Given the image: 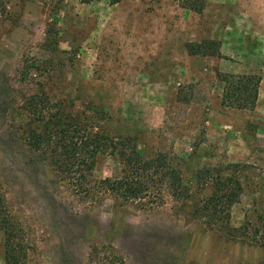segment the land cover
<instances>
[{
  "label": "rangeland",
  "instance_id": "rangeland-1",
  "mask_svg": "<svg viewBox=\"0 0 264 264\" xmlns=\"http://www.w3.org/2000/svg\"><path fill=\"white\" fill-rule=\"evenodd\" d=\"M183 2L0 0V194L19 264H264V0H206L200 13ZM208 40L219 55L189 53ZM222 73L260 77L253 107L221 103ZM41 91L105 136L164 153L187 195L152 179L144 199L120 202L98 187L122 169L108 154L85 192L74 158L28 143L41 126L25 98ZM219 177L240 184L227 220Z\"/></svg>",
  "mask_w": 264,
  "mask_h": 264
},
{
  "label": "trees",
  "instance_id": "trees-1",
  "mask_svg": "<svg viewBox=\"0 0 264 264\" xmlns=\"http://www.w3.org/2000/svg\"><path fill=\"white\" fill-rule=\"evenodd\" d=\"M93 0H82L87 3ZM119 0H111L116 3ZM206 0H184L183 7L200 13L205 7ZM1 11V8H0ZM190 54L201 53L203 55H219L218 46L214 41L208 40L199 44H188ZM29 68L23 71L22 79L29 76ZM220 79L224 83L222 93V104L227 107L246 109L253 107L258 96L260 77L255 74H234L222 73ZM33 120L39 122V126L28 135V143L35 149H39L44 143L50 146L54 153L62 152L69 161L74 158L77 163L67 162V170H75L81 181L80 185L89 192L87 187V174L90 173L96 165L99 155L116 156L122 164L120 174L110 177H104L97 181L98 187L104 192L113 195L120 202H129L130 200L144 199L145 193L150 187V180L154 179L162 183L169 179L172 184V194L174 196H186L183 191L182 179L179 172L173 168L167 160L164 153H158L156 156H147L143 150L137 147L135 139L125 136L120 139H114L95 130L92 122L75 120L67 114H63L56 103L49 100L48 96L41 91L25 98ZM50 103L51 105L47 104ZM87 110L91 113H105L101 107H96L91 100L83 102ZM53 108V109H52ZM44 109H52L48 116L43 114ZM90 116V115H89ZM88 116V117H89ZM129 142L132 145L129 152ZM143 176V177H142ZM232 178H217L214 183L216 191H221V196H217L220 204H224V219L229 217L230 207L237 202L240 184L235 182L234 189L228 188ZM232 183V182H231ZM226 188H228L226 190ZM185 189V188H184ZM220 198V199H219ZM212 214H217V208L214 207ZM0 231L4 234L5 261L7 264H19L23 259V254L17 242V231L13 220L5 209V200L0 194Z\"/></svg>",
  "mask_w": 264,
  "mask_h": 264
}]
</instances>
